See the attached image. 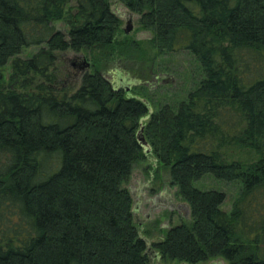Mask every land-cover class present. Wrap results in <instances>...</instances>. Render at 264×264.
<instances>
[{"label":"trees","instance_id":"1","mask_svg":"<svg viewBox=\"0 0 264 264\" xmlns=\"http://www.w3.org/2000/svg\"><path fill=\"white\" fill-rule=\"evenodd\" d=\"M119 1L153 34L146 45L121 38L111 0H0V69L43 80L0 85V264H151L126 187L147 157L142 127L191 215L152 244L159 261L264 264V0ZM29 47L39 50L22 59ZM67 50L95 53L75 90L52 86ZM150 50L199 64L177 106L153 109L104 75L133 71ZM206 175L241 182L230 213L225 193L194 185Z\"/></svg>","mask_w":264,"mask_h":264},{"label":"rangeland","instance_id":"2","mask_svg":"<svg viewBox=\"0 0 264 264\" xmlns=\"http://www.w3.org/2000/svg\"><path fill=\"white\" fill-rule=\"evenodd\" d=\"M111 3L113 10L123 22L121 38H129L132 41L142 42L146 45V42L152 39L153 34L141 28L139 15L131 14L119 0H111ZM75 6V1H72L69 5V10H72L73 13L76 12ZM131 18L132 21L128 24V20ZM128 25L132 26L129 34L124 31ZM56 27L67 35L68 28L63 20L57 22ZM38 50L39 47H29L20 57L26 59ZM58 54V82L52 84V86L58 89H77L81 84L83 74L86 72L82 70V60L84 59L90 63L91 69L88 71L90 72L93 69V56L95 53H75L67 50ZM148 58V62L134 65L133 71L120 68L118 73H115L116 66H114L112 69L106 70L104 75L109 80H113L116 75L121 76L124 82V84H121L122 87L125 89V86L129 85V92L149 100L153 109L165 104L177 106L188 97L189 93L197 87L202 79L199 64L194 56L187 51L158 54L150 50ZM13 74L11 63L0 69L1 88L4 90H18L19 92L33 91L38 84L43 82L33 74L18 81L16 78L12 79ZM114 83L119 85L120 82L115 81ZM228 155L230 159H238L240 156L245 157L242 152L237 150L229 151ZM194 185L202 190H218L225 193L226 200L222 205V209L227 213L232 211L233 204L239 198L242 190L241 182H226L212 175H206L195 181ZM126 187L130 190L133 199L135 225L140 235L147 239L150 246L148 253L150 263L162 264L157 258L152 244L161 241L171 226L180 224L183 221L189 222L191 220L190 208L178 196L177 187L172 184L170 169L161 165L151 151L144 161L135 166ZM199 264H229V262L219 257Z\"/></svg>","mask_w":264,"mask_h":264},{"label":"water","instance_id":"3","mask_svg":"<svg viewBox=\"0 0 264 264\" xmlns=\"http://www.w3.org/2000/svg\"><path fill=\"white\" fill-rule=\"evenodd\" d=\"M131 21H132V18L130 20H128V24L131 23ZM131 27L132 26L128 25L127 28L124 29L125 33L129 34ZM81 67H82V70L89 71L90 70V63L83 59L82 63H81ZM120 81L123 82V78L122 77H120ZM125 89L127 91H129L130 90L129 85H126ZM143 129L144 128L142 127V129L140 130V132L138 134V138H139V141H140L141 145L145 148L146 154H148L151 151V147H150L149 143L146 141V139L143 136Z\"/></svg>","mask_w":264,"mask_h":264},{"label":"flooded vegetation","instance_id":"4","mask_svg":"<svg viewBox=\"0 0 264 264\" xmlns=\"http://www.w3.org/2000/svg\"><path fill=\"white\" fill-rule=\"evenodd\" d=\"M119 82H120L121 84H123V83H124V82L120 81V78H119Z\"/></svg>","mask_w":264,"mask_h":264}]
</instances>
